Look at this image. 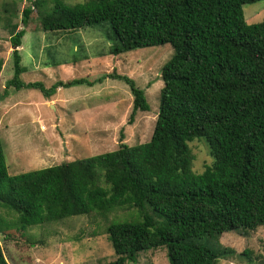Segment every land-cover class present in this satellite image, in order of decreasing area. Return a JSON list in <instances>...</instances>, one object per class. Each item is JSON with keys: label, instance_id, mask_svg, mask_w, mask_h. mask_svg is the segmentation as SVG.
Segmentation results:
<instances>
[{"label": "trees", "instance_id": "16d2710c", "mask_svg": "<svg viewBox=\"0 0 264 264\" xmlns=\"http://www.w3.org/2000/svg\"><path fill=\"white\" fill-rule=\"evenodd\" d=\"M38 1L51 7L39 19L43 31L109 23L115 55L167 44L174 53L162 69L158 119L146 143L130 146L121 133L114 151L12 176L0 133V234L93 216L110 222L105 234L117 256L110 264H139V254L160 248L170 264H219L228 253L218 243L223 234L264 226V21L249 24L244 13L264 0ZM32 13L27 6L23 25ZM4 28L14 48L6 94L14 87L51 97L85 83L24 82L18 48L27 32ZM3 66L0 60V75ZM110 77L130 86L131 125L138 112H150L134 79ZM204 138L214 161L197 174L190 143ZM122 208L136 216L110 221ZM2 249L0 242V264H10Z\"/></svg>", "mask_w": 264, "mask_h": 264}, {"label": "rangeland", "instance_id": "374dc122", "mask_svg": "<svg viewBox=\"0 0 264 264\" xmlns=\"http://www.w3.org/2000/svg\"><path fill=\"white\" fill-rule=\"evenodd\" d=\"M30 5L33 13L25 26L23 12ZM49 8L38 0H0V60L4 62L0 133L12 176L114 151L121 133L130 146L150 141L164 87L162 69L174 53L167 44L115 55L112 49L118 42L109 23L74 32L43 31L39 19ZM244 13L249 24L263 22L264 1L245 5ZM7 24H19V30L27 32L18 48L26 67L21 76L24 82H42L46 88L58 81L83 79L85 83L61 87L51 97L39 89L14 87L6 94L7 83L14 77V48L4 28ZM114 72L131 77L146 91L150 112H138L132 125V91L123 80L110 77ZM190 147L196 156L194 171L201 174L214 161L209 144L205 138L197 139ZM129 211L136 216L132 209H116L110 221L130 218ZM109 223L93 216L72 217L25 232L7 231L0 234V242L10 264H110L117 256L105 234ZM218 243L228 250L219 264H264V226L253 232L225 233ZM166 255L165 248L143 252L139 264H170Z\"/></svg>", "mask_w": 264, "mask_h": 264}, {"label": "crops", "instance_id": "0c3cea01", "mask_svg": "<svg viewBox=\"0 0 264 264\" xmlns=\"http://www.w3.org/2000/svg\"><path fill=\"white\" fill-rule=\"evenodd\" d=\"M92 93H96V91L94 92V90H92ZM76 113H78V112H76Z\"/></svg>", "mask_w": 264, "mask_h": 264}]
</instances>
